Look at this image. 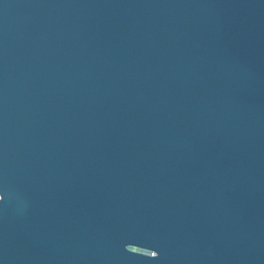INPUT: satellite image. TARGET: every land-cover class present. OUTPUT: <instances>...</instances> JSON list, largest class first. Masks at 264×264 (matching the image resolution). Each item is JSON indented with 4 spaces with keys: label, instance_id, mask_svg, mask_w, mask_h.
I'll return each mask as SVG.
<instances>
[{
    "label": "water",
    "instance_id": "95a60500",
    "mask_svg": "<svg viewBox=\"0 0 264 264\" xmlns=\"http://www.w3.org/2000/svg\"><path fill=\"white\" fill-rule=\"evenodd\" d=\"M0 264H264V0H0Z\"/></svg>",
    "mask_w": 264,
    "mask_h": 264
}]
</instances>
